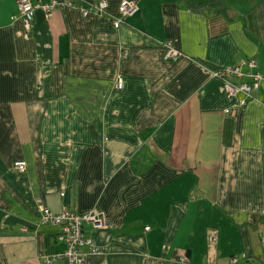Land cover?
Instances as JSON below:
<instances>
[{
	"label": "crops",
	"instance_id": "1",
	"mask_svg": "<svg viewBox=\"0 0 264 264\" xmlns=\"http://www.w3.org/2000/svg\"><path fill=\"white\" fill-rule=\"evenodd\" d=\"M58 1L26 26L0 0V264L63 251L40 219L65 208L107 220L84 226L105 249L83 264H264V226L246 223L264 215V80L241 104L214 73L264 78V0H220L237 11L222 35L185 0H134L119 26L121 0Z\"/></svg>",
	"mask_w": 264,
	"mask_h": 264
},
{
	"label": "built area",
	"instance_id": "2",
	"mask_svg": "<svg viewBox=\"0 0 264 264\" xmlns=\"http://www.w3.org/2000/svg\"><path fill=\"white\" fill-rule=\"evenodd\" d=\"M66 3L70 5L76 4L74 0H67ZM62 4L58 0H49L34 3L32 0H17V14L14 17H20L26 26H29L35 17V8L42 6L48 14L50 10L57 5ZM139 9V5L134 0H121L118 5V11L115 14H109L108 18L114 26H119L124 23L129 16H132ZM82 12L87 13L88 11H97L101 14L106 13L107 0H96L88 7H82ZM166 47L165 57L175 59L181 52L172 47L169 42L164 43ZM252 60L247 62L250 64ZM215 75L222 77L225 82V87L230 95L239 96L242 93L244 96L239 97L241 104H245L248 98L251 96V92L259 86L261 80H264L262 74L258 71L249 73L250 82L242 81L239 84L232 81L231 78L234 76L239 77L244 73L241 70L240 65L237 66H222L215 70ZM117 88L123 86V81L118 80L116 84ZM228 110V109H226ZM15 168L19 171H24L25 161L14 160ZM106 217L104 213L94 208L82 211H76L69 208L63 209L60 213L55 214L49 209H44L41 214V222L55 223L59 225V231L55 238L66 243V248L63 251L54 252L53 254L45 255L44 264H51L53 260L65 259L70 264H83L85 260L84 248H87L92 253H102L104 247L96 244L92 235L86 234L84 226L86 224H92L94 228L107 226ZM147 226L146 228H148ZM25 226L20 229L23 230Z\"/></svg>",
	"mask_w": 264,
	"mask_h": 264
},
{
	"label": "trees",
	"instance_id": "3",
	"mask_svg": "<svg viewBox=\"0 0 264 264\" xmlns=\"http://www.w3.org/2000/svg\"><path fill=\"white\" fill-rule=\"evenodd\" d=\"M185 1L187 3L188 8L192 9L193 11L203 13L206 16L207 21H209V22L211 21V23H212V21L213 22L219 21V27L214 32L215 35H222V34L227 33L228 26H229L230 22L237 18L236 9L232 6H228V5L223 4L220 0H185ZM34 3H36V2H34ZM16 9H17V6H16ZM226 12L229 13L230 16L226 17L224 15V13H226ZM253 16H254V10L253 9L246 11L243 15L244 25H245L247 31H251V33L256 31V22L253 20V18H254ZM224 66H228V65H224ZM234 77H236V76H234ZM238 78H240L238 81H235L234 78H231V79H232V81L236 82L237 84H239L242 81H249L250 82V80H251L250 78H248L247 80H243L242 76H239ZM223 81H224V79H223ZM224 84H225V82H224ZM41 223L44 224V223H49V222H41ZM246 223L251 228H257L261 225L264 226V215L260 214V213H253L246 220ZM57 226H58V231H59V225H57ZM85 233L87 234L86 231H85ZM53 253H51V254H53ZM47 255H49V254H47Z\"/></svg>",
	"mask_w": 264,
	"mask_h": 264
},
{
	"label": "rangeland",
	"instance_id": "4",
	"mask_svg": "<svg viewBox=\"0 0 264 264\" xmlns=\"http://www.w3.org/2000/svg\"><path fill=\"white\" fill-rule=\"evenodd\" d=\"M123 87V86H122ZM122 87H120L119 89H121ZM25 167L27 168V163H26V161H25ZM26 168H24V169H26ZM62 211V210H61ZM61 211H59V212H54L55 214H57V213H60ZM106 223H107V221H106ZM97 228H99V229H101V228H105V226H102V227H97ZM21 230V229H20ZM23 230H27V228L25 227ZM96 244H98L97 242H96ZM98 245H100V244H98ZM101 246H103V245H101ZM104 247V246H103ZM105 249V248H104Z\"/></svg>",
	"mask_w": 264,
	"mask_h": 264
}]
</instances>
